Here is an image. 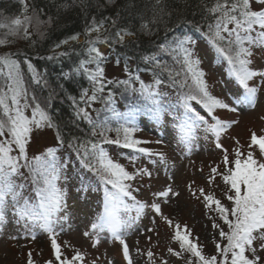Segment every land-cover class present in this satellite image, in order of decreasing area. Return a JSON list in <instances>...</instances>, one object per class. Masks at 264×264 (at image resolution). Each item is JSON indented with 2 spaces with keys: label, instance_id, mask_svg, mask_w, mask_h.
<instances>
[{
  "label": "snow or ice",
  "instance_id": "obj_1",
  "mask_svg": "<svg viewBox=\"0 0 264 264\" xmlns=\"http://www.w3.org/2000/svg\"><path fill=\"white\" fill-rule=\"evenodd\" d=\"M76 3V0H72ZM87 6V0H79ZM22 5L21 15L15 18L0 19V46L13 43L15 38L31 39L33 29L43 37L42 28L51 26L55 21L49 16L41 19L44 9L32 8L29 14V4L19 0ZM108 4L115 0H107ZM62 7H69L67 3ZM134 0H128L124 11L133 14ZM199 7L204 15L206 31L200 25H194L215 53V62L226 65V73L238 85L240 91L231 96V103L212 94L207 80V73L201 67L203 60L196 51V42L186 32L173 36L171 40L165 37L163 43L156 45V51L142 55L141 60L146 71L153 72V82L146 84L138 74L129 68L128 60L124 62V72L127 79H107L103 64L108 57L97 47L105 44L115 49L116 46L128 47L137 44L140 34H150L152 25L162 20L165 14L163 0H153L152 19H144L143 12H137L141 24L138 30L130 26H120L121 12L115 17L93 16L86 22L83 43L79 41V33L73 34L55 45H69L70 41L79 46H70L67 51H53L47 57L49 60L70 57L76 54L81 57L68 72H62L63 79H71L74 75L85 76L91 89H82L79 101H73L75 117L84 120L91 126V139L81 140L73 137L68 141L69 147L75 153L76 162L83 172H90L94 180L85 181L79 175L78 193L86 194L91 190L102 194L97 211L89 221L83 236L91 239V246L96 248L102 239L118 242L121 246L125 264H135L130 247L126 242L129 230L138 226L145 210L151 214L152 227L145 232L154 233L159 247L160 227L168 230L166 252L167 256L183 260L184 264H264V130L257 134L249 130L247 150L240 140L233 136L234 147L231 152L224 148L221 138L234 126L238 119H222L217 110H227L232 113L245 109H255L259 102V94L264 92V67H255L256 59H264V0H200ZM191 23V21H186ZM171 58L170 64L162 56ZM119 59L117 64H119ZM31 83L38 88H48V81L34 65L25 60ZM138 71V70H137ZM167 82L177 87V104L183 109L176 117L178 123V142L184 146L186 154L190 155L192 143L198 130H203L205 139L212 138L216 149L222 151L223 170L220 165L211 166L207 175V184L220 187L217 179L222 182L221 197L213 190L195 186V182L187 185V191L200 201L205 215L211 221L213 229L214 250L209 253L205 246L195 237L193 230L186 223L165 212V206H170L174 198L180 196L173 184H167L160 190L151 193V201L137 199L132 182L137 178H151L153 173L147 167H135L139 156L158 157L167 164L165 154L141 145L150 141L134 137L136 119L140 114H147L159 121L163 112L175 109L170 101L166 103L165 93L160 86ZM139 87H135V83ZM113 86L123 88L125 93L138 94L136 99L143 103L131 104L127 111H118L114 99L116 93ZM105 91L107 94L105 95ZM51 94L41 101L35 92L30 91L28 82L22 71L21 61L16 53L0 54V226L15 222L21 226L22 232L11 236L13 240L36 239L37 230L47 234L50 240L51 258L44 264H86L87 252L81 251L70 242L63 245L58 236L65 231V225L70 220L68 211V184L72 177L69 171L74 167L70 157L58 153L65 143V137L52 115L47 110L51 104ZM103 104V111L109 113L103 120H94L85 107H91L95 101ZM191 101H196L205 114H201ZM30 111V115H29ZM99 111V110H98ZM264 120V116L260 117ZM115 122L116 127H111ZM45 128L55 130V146L45 147L42 151L29 155L28 148L35 131ZM116 133L112 139L108 133ZM161 143V141H156ZM112 144L130 149L133 153L129 159L134 171H129L123 164L114 159L104 145ZM156 163L155 160L152 161ZM203 171V169H201ZM172 179L171 176L168 177ZM70 227V225H69ZM151 242L152 237H148ZM175 244L178 247H173ZM70 250L71 254H68ZM140 248L136 252L140 253ZM143 255L147 256L148 264H169L162 254H157L149 247ZM94 259L90 264H98ZM26 264H36L32 251L27 253ZM107 264H113L108 260Z\"/></svg>",
  "mask_w": 264,
  "mask_h": 264
},
{
  "label": "rangeland",
  "instance_id": "obj_2",
  "mask_svg": "<svg viewBox=\"0 0 264 264\" xmlns=\"http://www.w3.org/2000/svg\"><path fill=\"white\" fill-rule=\"evenodd\" d=\"M30 12V11H29ZM30 14V13H29ZM11 18V17H10ZM9 18V19H10ZM15 18V17H14ZM43 31V28L41 29ZM3 30L0 31L2 33ZM32 36L37 34L33 29ZM81 39V38H80ZM79 39V40H80ZM25 39L15 38L13 43L2 46L0 54L9 51L12 47L18 45L20 41ZM72 42L69 43V45ZM98 48L107 55L108 47L105 45H98ZM196 51L201 56L203 63L201 67L207 73V80L210 85V91L213 95L224 99L226 102L231 103V96L240 91L235 81L226 77L224 65L215 62V53L207 46L203 45L201 41L196 42ZM255 67H264V59H256ZM105 77L107 79L121 80L126 77L124 68L109 61L104 66ZM172 95V93H169ZM100 105L103 104L100 102ZM98 104V107H100ZM218 115L222 119H238L239 124L231 128L226 135L221 138V143L224 148L231 152L235 146L231 137H237L241 144L247 150L249 130H254L257 134H261L264 130V120L260 117L264 116V92L259 94V102L255 109H245L236 113L227 110L218 109ZM134 137L140 140L150 141L148 144L141 145L149 147L157 152L165 154L167 164L161 162L158 157L138 156L135 167H147L152 171L151 178L145 177L142 180L137 178L132 182L133 188L140 187L139 192H134L137 199L143 201H151V193L160 190L167 184H173L175 190L180 192L178 198H174L170 206H165L164 210L170 215H174L181 224L186 223L192 228L195 237L199 238L205 246V250L211 253L214 250L213 244V229L211 221L205 215V210L200 203L187 191V185L190 182H195V186L205 187L207 190L215 191L218 198L221 197L222 182L217 179L216 184L211 188L208 186L206 180L211 166L220 165L223 170L222 151L216 149L212 138L205 139L203 130H199L196 134V139L192 143V151L190 155L186 154L184 146L178 142L179 137L176 135V130L173 121H166L162 126L157 129L154 127H145L142 125L136 132L133 133ZM116 137V135H115ZM161 141V143H156ZM55 146V134L50 128H45L40 131H35L32 135L31 142L28 148L29 155L42 151L45 147ZM67 152V151H65ZM109 154L116 159L119 163L123 164L129 171H134V166L130 162L131 154H123L117 152L114 148L110 147ZM62 156L61 153H58ZM64 156V155H63ZM156 163L153 164L152 161ZM203 169V171H201ZM76 166L72 167L69 175L72 179L68 184V211L70 220L65 225V231L58 236V241L61 245L64 242H70L72 245L78 247L81 251L87 252L86 264L94 259L99 258L98 264H107L108 260H112L113 264H125L122 257L121 246L118 242H110L107 239H102L100 244L93 248L91 246V239L83 236V232L87 230L89 221L97 211V206L100 202V196L96 192L89 191L86 196L83 192L78 193L76 188L79 186L78 175ZM172 179L169 180L168 177ZM151 214L148 209L145 210V216L142 217L138 226L129 230L126 236L131 254L134 258L135 264H148L147 256L143 255L149 247L157 254V257L164 255L169 259V264H184L183 260L176 257H168L166 252L168 230L161 225L159 231V247L157 244V237L154 233L145 232L144 229L152 227ZM70 225V227H69ZM22 232L21 226L15 222L6 223L0 226V264H26L27 253L32 251L33 258L36 264H44V261L51 258L50 240L46 233L39 229L37 230L36 239H18L13 240L10 237ZM151 236L152 240L149 242L148 237ZM173 247H178L173 244ZM140 248V253L136 252V248ZM68 254H71L70 250Z\"/></svg>",
  "mask_w": 264,
  "mask_h": 264
},
{
  "label": "trees",
  "instance_id": "obj_3",
  "mask_svg": "<svg viewBox=\"0 0 264 264\" xmlns=\"http://www.w3.org/2000/svg\"><path fill=\"white\" fill-rule=\"evenodd\" d=\"M26 2L30 6V14L32 8L44 9L41 19H47L51 16L54 18L55 22L51 26L43 28V31H45L43 37L39 35L32 36L31 39L20 41L18 45L12 47L9 51L16 53L21 61L22 71L28 82L30 91L35 92L41 101L45 100L51 94V106L47 110L52 115L54 121L60 125L61 132L65 137V143L59 153H61L62 156L64 155L71 158L74 162V166H76L75 173H77L78 176L83 175L86 182L94 180L95 178L90 172H83V170L80 169L78 162H76L75 153L68 145V141L73 137H79L81 140L92 138L90 135L91 126L84 120L76 119L73 101L69 99L71 96L79 101L82 89H89L90 91V82L83 75H74L68 80L63 79L61 76L62 72L70 71L81 57L76 54H72L70 57H62L53 60H49L47 57L53 54L56 44L73 34L79 33L80 36H83L84 38L80 42L83 43L85 40L83 31L86 22L90 21L93 16L97 18L115 17L119 10L122 17L120 26L127 25L133 30H138L142 21L136 13L143 12L144 19L151 20L153 16L151 11L153 0H134L135 7L132 9L133 14L131 16L128 15V12L124 11V6L128 3V0H115L113 4H108L107 0H87V6L82 5L79 0H76V3H73L72 0H26ZM65 3H67L69 7H62ZM163 4L165 13L170 12L171 15L165 14L162 20L152 25L153 31L150 34H140L137 44L129 45L128 47L116 46L115 49L106 45L110 52V54L107 55V61L112 58V60L117 63L119 59L120 62L118 65L124 68V62L125 59H127L129 68L134 74H138L141 80L146 84H151L153 82V72L145 70L146 68H151V66L145 65L141 60V56L156 51V45L158 43H163L165 37L171 40L173 36L182 35L186 32L192 36L195 42L201 41L203 45L211 49L207 40L200 32L195 31L194 28V25L198 24L206 31L205 23L202 20L204 13L199 7L200 0H163ZM21 11L22 5L19 3V0H0V19L14 18L21 15ZM186 21H191V23H186ZM70 46L76 47L77 52L80 51L79 46L76 45L75 42L67 46L61 45L60 49H55V51H67ZM1 49L2 46H0V50ZM162 59L167 60L170 64L172 63L171 58L166 55L162 56ZM25 60L30 61L36 70L43 74L44 78L48 81V88L41 89L31 83L27 65L24 63ZM224 69L226 72V65H224ZM226 77H229L227 73ZM127 78L128 76L122 79ZM165 80L166 83L160 86V91L166 94V103L170 101L172 104L176 105L180 90L177 87L170 86L167 82L166 75ZM135 87H139L138 82L135 83ZM113 91L116 93L114 99L116 101L115 107L118 111H127L128 107L133 103H143L136 99L138 94L133 95L125 93L122 87L116 88L113 86ZM169 93H172V95ZM104 94L106 95L107 91H105ZM98 104L100 105L99 100L93 102L91 107H87L85 104H81L80 106L85 107L94 120H103L106 115L110 114L105 113L103 111V106L100 105V107H98ZM176 110H178L177 106L175 109H169L163 112L159 121L152 119L147 114L142 113V115L150 118V121L157 126L162 123V118L166 116L170 118L175 117V114H177ZM200 112L201 114H205L202 108ZM216 114L218 115V112ZM111 127H116L115 122L111 124ZM51 130L55 134V130ZM108 135L112 139L116 138V133L114 131L108 133ZM110 146L117 152L134 154L131 150L125 152L121 147H117V145Z\"/></svg>",
  "mask_w": 264,
  "mask_h": 264
},
{
  "label": "bare ground",
  "instance_id": "obj_4",
  "mask_svg": "<svg viewBox=\"0 0 264 264\" xmlns=\"http://www.w3.org/2000/svg\"><path fill=\"white\" fill-rule=\"evenodd\" d=\"M80 38H81V39H80ZM83 38H84L83 36H80V35H79V39H80L79 41H80V42L83 40ZM70 42H71V41H70ZM72 43H73V42H72ZM72 43H71V44H72ZM100 44H102V43H100ZM100 44H99V45H100ZM102 45H103V44H102ZM64 46H67V45H64ZM97 46H98V45H97ZM105 46H106V45H105ZM107 47H108V46H107ZM108 52H109V49H108ZM108 54H110V52H109ZM108 54H107V55H108ZM107 55H106V56H107Z\"/></svg>",
  "mask_w": 264,
  "mask_h": 264
}]
</instances>
